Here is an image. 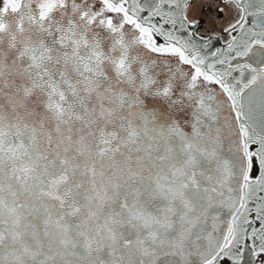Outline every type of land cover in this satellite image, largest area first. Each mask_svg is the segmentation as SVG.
Here are the masks:
<instances>
[{
  "label": "snow or ice",
  "instance_id": "1",
  "mask_svg": "<svg viewBox=\"0 0 264 264\" xmlns=\"http://www.w3.org/2000/svg\"><path fill=\"white\" fill-rule=\"evenodd\" d=\"M0 264H264V0H0Z\"/></svg>",
  "mask_w": 264,
  "mask_h": 264
}]
</instances>
